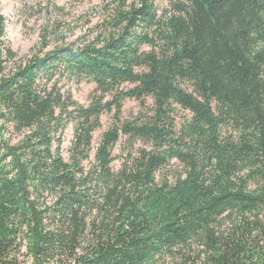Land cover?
Listing matches in <instances>:
<instances>
[{
	"label": "trees",
	"instance_id": "trees-1",
	"mask_svg": "<svg viewBox=\"0 0 264 264\" xmlns=\"http://www.w3.org/2000/svg\"><path fill=\"white\" fill-rule=\"evenodd\" d=\"M93 33L17 61L0 13V264H264V0H112Z\"/></svg>",
	"mask_w": 264,
	"mask_h": 264
},
{
	"label": "rangeland",
	"instance_id": "rangeland-1",
	"mask_svg": "<svg viewBox=\"0 0 264 264\" xmlns=\"http://www.w3.org/2000/svg\"><path fill=\"white\" fill-rule=\"evenodd\" d=\"M112 0H0V13L5 19L4 42L17 55L16 59L29 57L40 49L42 54L61 45H68L79 37L91 39L97 26L101 24L104 11ZM41 45H44L41 47ZM63 90L71 93L80 104L87 105L95 88L93 83H63ZM149 102V100H148ZM122 118L138 112V103L126 100L123 105ZM111 114L101 117L102 126L94 134V144L100 134L109 126ZM73 135V126L69 124L61 134V153L68 158L67 150ZM140 144H136L139 146ZM128 152L125 137L112 150L115 160L113 169H118L122 156ZM178 163L173 162L167 169L168 177L180 171Z\"/></svg>",
	"mask_w": 264,
	"mask_h": 264
}]
</instances>
